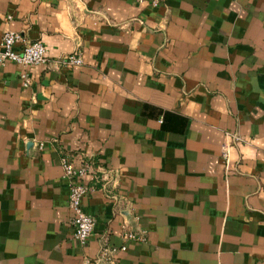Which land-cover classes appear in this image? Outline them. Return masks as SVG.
<instances>
[{
    "label": "crops",
    "instance_id": "crops-1",
    "mask_svg": "<svg viewBox=\"0 0 264 264\" xmlns=\"http://www.w3.org/2000/svg\"><path fill=\"white\" fill-rule=\"evenodd\" d=\"M148 1L0 0V43L22 32L52 59L27 87L0 64V264H86L125 224L145 240L118 264H264V0ZM64 156L101 177L83 178L85 245Z\"/></svg>",
    "mask_w": 264,
    "mask_h": 264
},
{
    "label": "built area",
    "instance_id": "built-area-1",
    "mask_svg": "<svg viewBox=\"0 0 264 264\" xmlns=\"http://www.w3.org/2000/svg\"><path fill=\"white\" fill-rule=\"evenodd\" d=\"M145 3L146 0H138ZM164 0H150L147 3L152 7H160ZM12 16L9 17L11 19ZM51 58L47 54V48L41 41H33L26 37L22 32L7 31L0 43V64L4 65L11 61L22 66L21 80L24 86L32 84V76L30 67L33 65H48ZM55 63L59 67L72 68L84 64L83 54L81 51H74L55 59ZM228 140L223 147V160L226 173L231 171L230 166V149L234 143H239L243 139L239 133H227ZM44 149V143L40 145ZM63 177L69 182V208L72 212V225L74 228V237L82 245L90 240L96 225V219L89 214L84 205L83 198L96 190L95 184H89L84 181L87 175H94L95 179H100L98 168L92 162L84 159L79 167H75L71 160L62 157ZM106 176V175H103ZM143 231H134L124 225L123 239L125 243L122 246H115L108 243L107 239L103 245L101 252L93 259H87L86 264H118V254L127 249V242L130 240H145Z\"/></svg>",
    "mask_w": 264,
    "mask_h": 264
}]
</instances>
